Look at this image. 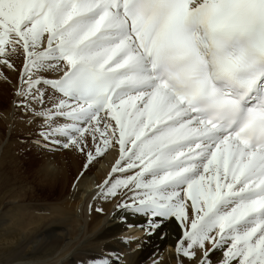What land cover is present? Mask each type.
I'll return each mask as SVG.
<instances>
[{"label":"snow or ice","instance_id":"obj_1","mask_svg":"<svg viewBox=\"0 0 264 264\" xmlns=\"http://www.w3.org/2000/svg\"><path fill=\"white\" fill-rule=\"evenodd\" d=\"M21 50L42 139L118 146L98 195L174 218L177 264H264V0H0V65Z\"/></svg>","mask_w":264,"mask_h":264},{"label":"bare ground","instance_id":"obj_2","mask_svg":"<svg viewBox=\"0 0 264 264\" xmlns=\"http://www.w3.org/2000/svg\"><path fill=\"white\" fill-rule=\"evenodd\" d=\"M16 57H18V60H15ZM12 61L15 64V71L0 65V90L2 91L0 103L3 104V107H0V118L2 119L0 122V132L5 135V130L1 129H5L6 126L12 123L14 128L11 132V141L13 139L12 134H18L20 132L25 134L27 129L39 127L42 124L41 120L34 117L32 110H25V97L17 95L18 89L23 87L21 70L25 63V57L23 56L22 50L18 55L12 57ZM62 70L61 72H46L42 75L46 78L57 77L62 73ZM4 77H6L7 80H5ZM7 81L13 85V92L11 95L9 94L10 88ZM8 97H10V101L12 100L11 106L7 104L6 100ZM16 97H18L20 101L18 107L15 105ZM20 108L22 112L17 116L16 110ZM31 108L33 110H38L39 105L33 103ZM24 116L27 118L32 117V121L27 119L22 122H12L15 118H22ZM4 137L5 136H0V155L3 151L10 150L12 156L9 158V164L16 165L12 173H19L23 168H28L34 174L40 175L44 179H62L66 173V169L70 170L74 167L80 168L82 158H86L85 156H88L87 153L89 151L95 154V143L89 137L87 140L88 147L84 152L78 151L75 147H68L64 152L62 151L61 156L43 153L41 154L42 157L31 156L29 160L27 159L28 156L27 158L24 156V158L28 160L25 161L19 155V145H12L10 141L5 143V145H10L9 148L2 145L1 141L3 142ZM54 148H57V146ZM14 150L18 152V156H14ZM49 153L51 154L52 152ZM118 158V146L109 148L103 156L95 157L87 168V170H94V179L96 181L89 175H83L73 183L76 188L82 191L78 196L80 203L77 204L82 222L84 224L88 223V229L90 230H95L103 223L94 240V244L98 246L99 249L93 254L83 255V263L97 264L98 261L105 258L114 260L117 255L122 256V259H124L127 255H132L131 253H134L133 250L135 249L142 250L145 254L139 260L141 264H152L153 259L157 260L158 264H177L175 246L177 240L181 236V228L174 218L167 220L154 233L149 234L150 229L144 226L148 223L146 217L134 215L130 211H125L123 208L117 207L122 200L128 202L125 193L129 196L131 193H129L127 189H122L120 194L116 197L104 198L98 195V193L101 192V188L98 186L102 185L105 179L109 178V173ZM36 166H41L42 168H36ZM126 174L131 175L132 173H114L113 178L122 177ZM9 186L11 189L9 198L12 199V202H10L12 209L10 211L19 217L14 224H11L17 227L14 229V232H12L13 239H9L11 250L14 254L21 253L28 248L26 245H23V242L27 238L32 239V241L37 238L44 240L46 235L56 234L57 231L63 230V223L72 213L71 211L65 213L62 210L61 204L66 198L60 195L54 202H49L45 205H41L38 202L34 204L29 202L25 203L23 199L16 203L14 200L19 198L22 194V190L13 178L9 181ZM67 199L70 200V197ZM97 209H102V211H97ZM23 211L27 212L23 213ZM5 222L8 221L0 219V225L3 226ZM5 225H10V223L8 222ZM129 225L132 226L129 227ZM165 233L166 235H164ZM128 238L133 239L129 240ZM154 240H156L155 243L151 245ZM38 248L39 246L36 244L34 249ZM221 256L222 252L220 251L214 253V258H219ZM73 259L76 258H72V260ZM181 259L184 260V264H188L187 259L183 257H181ZM37 262L42 263L44 261ZM79 263L82 264L81 262H77L76 264ZM67 264L70 263L67 262Z\"/></svg>","mask_w":264,"mask_h":264},{"label":"rangeland","instance_id":"obj_3","mask_svg":"<svg viewBox=\"0 0 264 264\" xmlns=\"http://www.w3.org/2000/svg\"><path fill=\"white\" fill-rule=\"evenodd\" d=\"M15 60H18V57H16ZM7 84L9 85V94L11 95L13 92V85L8 81ZM1 94L2 91L0 90V95ZM6 101L7 104L11 106L12 100L10 101V97H8ZM19 103V98L16 97L15 105L18 107ZM0 107H3V104L0 103ZM21 112V108L16 110V115L19 116ZM27 119L32 121V117L27 118L24 116L22 118H15L12 122L17 123ZM1 121L2 119L0 118V122ZM13 128L14 125L10 123L5 129H1L5 130V135L0 132L1 137L5 136L1 143L5 145L7 141H10L12 145H19V155L25 161H28L31 156H39L40 158L43 153L61 156L62 151L64 152L65 150L63 143L49 142L42 139L39 135V127L27 129L25 134L22 132L12 134L13 139L11 141V132ZM37 141H39V143H37ZM56 146L57 148H54ZM4 147L9 148L10 145L6 144ZM13 152H15L14 156H18L17 151L14 150ZM49 152L52 153L50 154ZM10 156H12L10 150H5L0 155V219L7 220L10 223V225H5L8 222H5L3 226L0 225V264H67V262L70 264L81 262L83 264V255L93 254L99 249V247L94 244V240L103 225V223H101L95 230L88 229V223L84 224L82 222L81 214L77 209V204L80 203L78 196L82 191L76 188L73 183L83 175H89L91 178H95L94 170H87L88 167L85 168V162L88 156L82 158L79 169L77 167L70 170L66 169L64 177L58 180L44 179L42 176L34 174L28 168H23L19 173H12L16 165L9 164ZM24 156L25 158L28 156V160L25 159ZM36 168L42 167L36 166ZM12 178L18 183L22 190V194L19 198L14 200L16 203L23 199L25 203L29 202L34 204L38 202L41 205H45L46 203L54 202L55 199L62 195L63 198H66L61 204L63 212H72L63 223V230L57 231L56 234L46 235L44 240L37 238L32 241V239L27 238L23 242V245H26L28 248L18 254L12 252L9 242V239L13 236L12 232L17 228L15 225L12 226L11 224H14L19 219L18 216L10 211L12 209V205H10L12 199L9 198L11 190L9 181ZM94 181L96 180L94 179ZM68 197H70V200L67 199ZM24 212L27 211H23V213ZM155 241L156 240H154L151 245L154 244ZM36 244L39 246L38 249H34ZM133 251L134 253H131L132 255L129 254L123 259L124 264H141L139 260L145 255L144 252L135 249ZM72 258L76 259L72 260ZM37 261L44 262L38 263Z\"/></svg>","mask_w":264,"mask_h":264}]
</instances>
